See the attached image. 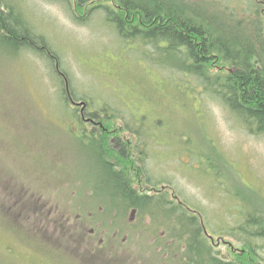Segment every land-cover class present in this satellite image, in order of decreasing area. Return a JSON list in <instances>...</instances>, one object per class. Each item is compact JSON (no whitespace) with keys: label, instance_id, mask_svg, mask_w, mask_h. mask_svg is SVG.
<instances>
[{"label":"rangeland","instance_id":"1","mask_svg":"<svg viewBox=\"0 0 264 264\" xmlns=\"http://www.w3.org/2000/svg\"><path fill=\"white\" fill-rule=\"evenodd\" d=\"M7 1L47 37L60 59L0 47V264H162L165 253L155 237L168 228L143 229L157 214L139 209L133 230L118 215L123 202L101 178L103 167L90 158L71 122L75 113L60 99L65 83L55 62L67 73L70 93L83 101L77 112L88 102L89 112L119 114L125 129L137 128L140 119L153 153L145 177L165 193L162 199L186 202L185 209L202 214L215 242L224 239L215 245L207 235L218 257L264 264V239H253V254L245 244L249 234L234 227L246 214L264 226V132L235 115L196 75L156 60L178 57L121 38L109 21L108 10L117 15L122 10L114 0ZM172 1L208 5L230 28L234 18L227 17L226 6L237 12L244 5V0ZM211 68L216 74L233 69L220 55ZM125 210L129 221L131 208ZM101 219L122 235L110 237L100 229Z\"/></svg>","mask_w":264,"mask_h":264},{"label":"trees","instance_id":"2","mask_svg":"<svg viewBox=\"0 0 264 264\" xmlns=\"http://www.w3.org/2000/svg\"><path fill=\"white\" fill-rule=\"evenodd\" d=\"M114 1L122 10L120 15L108 10L109 21L121 38L132 43H150L156 50L165 52L167 57H178V61L167 60V63L156 60L162 66L196 75L229 109L235 110V115H239L237 110L244 115L246 111H250L258 120H249L241 115L242 119L255 124L257 129H264V22L257 20L264 16V12L257 0H244L243 8H239L238 13L232 5L226 6L230 9L226 11L227 17L234 18L231 19L234 21L232 28L225 25L226 18L216 19L212 16L205 4L203 7L194 4L190 7L172 0ZM228 28L231 29L230 34ZM0 47L11 54L34 50L40 55L45 53L49 60L57 57L60 59L47 37L37 33L31 22L16 10V5L9 4L7 0H0ZM217 55L235 68L234 72H213L211 64ZM60 65L55 62L54 68L65 83L60 99L68 106L69 111L77 113L78 109L67 103L71 100L72 92L68 89L70 84L67 87V73ZM72 97L77 99L73 93ZM104 172L103 180L113 187L116 199L123 202V212L118 215H125L124 225L128 223L125 208L134 204L151 215L157 214V221L149 227L138 225V228L145 227L143 229H147L149 233L150 230H159V227L168 228L167 238L160 240L162 235L155 237L164 241L159 244L165 250L161 257L162 264H247L245 257L243 261H226L217 256L208 240L202 214L199 216L195 210L185 209L186 202L175 204L168 198L162 199L165 193L153 197L135 194L132 197L134 191L129 188L128 182L122 181L110 167H104ZM117 192H122L124 198L119 197ZM158 215L161 219H158ZM104 216L106 215L102 213V218ZM234 227H241L244 236L245 232L249 234L245 244L250 246L249 250L254 254L257 244L253 239H264V226L246 214L236 221ZM171 249L174 254H167Z\"/></svg>","mask_w":264,"mask_h":264},{"label":"flooded vegetation","instance_id":"3","mask_svg":"<svg viewBox=\"0 0 264 264\" xmlns=\"http://www.w3.org/2000/svg\"><path fill=\"white\" fill-rule=\"evenodd\" d=\"M257 1L263 6L262 10L264 12V0ZM257 20L264 22V16ZM234 70L235 68H233L231 71L234 72ZM70 99L71 102H73V107L76 109H78L77 106L79 103L83 102L76 100L73 97ZM237 112L240 116L244 115V113H239L238 110ZM73 116L74 118H71V122L73 121L72 123L76 126L80 137L84 138L86 148L89 150L90 158L95 160V162L102 166L103 169L104 167H110V169L119 178H121L122 181L128 182L129 188L134 191L132 197L135 194L152 197L158 194H163V192L157 188L155 181H153L149 176L145 177L144 166L145 163L151 158V154L153 153L151 150V141L145 133V128L143 131L139 128V118L137 120L135 119L137 128L125 129L124 123L120 124L122 119H120L121 116L119 114L113 115L108 113L102 114L101 112H89L88 102L83 109H80V112L75 113ZM245 116L246 119L249 120H258L256 116H252L250 111H246L244 117ZM112 117H115L116 119ZM255 131L264 132V129H257V127H255ZM103 174H105L104 171ZM117 195L119 197L123 196L124 198V194L122 192H117ZM129 207L131 208V217H129L126 228L133 230L134 225L132 224H134V215L137 213V211H139V209L141 210L142 208H139L134 204ZM142 211L146 214L148 213L146 210ZM90 214L92 215V212ZM100 222L103 224L101 225L102 228L100 229H104L103 231H107L108 233L110 231V237L115 239L119 235H122V230L117 228L110 230L109 228H106L108 225L105 224L104 220L101 219ZM93 230L95 231V229H92L91 232H93ZM128 234L129 236L131 235L130 233ZM207 235L211 238V240H214L212 241L215 245H219L221 241H224V239L218 238L217 242H215L213 235L208 234V232ZM162 237L167 238V232H165ZM104 239L105 234H103L101 240H99L98 243L103 245L102 240ZM122 240H124V238ZM153 242L154 240L152 243ZM162 242L164 241H159L158 243L162 244ZM113 245H115V243H113Z\"/></svg>","mask_w":264,"mask_h":264},{"label":"water","instance_id":"4","mask_svg":"<svg viewBox=\"0 0 264 264\" xmlns=\"http://www.w3.org/2000/svg\"><path fill=\"white\" fill-rule=\"evenodd\" d=\"M67 87H68V84H67ZM69 89V88H68ZM70 97H71V95H70Z\"/></svg>","mask_w":264,"mask_h":264}]
</instances>
